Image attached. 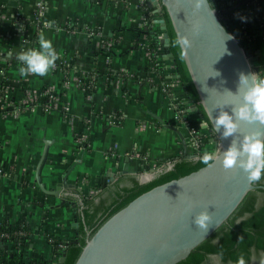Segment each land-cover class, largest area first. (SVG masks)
<instances>
[{
	"label": "crops",
	"instance_id": "1",
	"mask_svg": "<svg viewBox=\"0 0 264 264\" xmlns=\"http://www.w3.org/2000/svg\"><path fill=\"white\" fill-rule=\"evenodd\" d=\"M225 2V0H223ZM8 17L0 23V82L10 79L17 99L24 88L53 87L61 94V105L45 111L40 104L20 111L0 112V222L25 221L30 227L47 226L61 239L80 234L78 202L61 196L65 188H76L89 201L125 173H151L173 162L188 150L180 131V118L165 93L153 86L147 52L132 44L145 10L141 0H0ZM44 4L42 5V3ZM233 14L228 26L253 51V60L264 77V0H226ZM42 6V7H39ZM42 24L54 21L50 29L30 23L34 9ZM27 21V22H26ZM67 21L76 22L68 30ZM99 28L106 35L122 33L123 42L98 52L97 35L87 30ZM45 32L54 47L68 56L72 78L62 70L46 77L19 74L16 54L38 47V35ZM154 31L163 32L160 24ZM25 41V43H23ZM117 71H134L124 80L110 76L106 66ZM97 69L103 76L91 94L75 80ZM151 75V76H150ZM14 85V86H13ZM12 91V92H13ZM177 94H185L178 87ZM111 112L123 113L112 121ZM91 118L88 125L86 118ZM194 117V115H193ZM44 159L38 179L37 165ZM94 188L100 191L87 197ZM30 251L36 258L53 259V244L45 233L34 231Z\"/></svg>",
	"mask_w": 264,
	"mask_h": 264
},
{
	"label": "water",
	"instance_id": "2",
	"mask_svg": "<svg viewBox=\"0 0 264 264\" xmlns=\"http://www.w3.org/2000/svg\"><path fill=\"white\" fill-rule=\"evenodd\" d=\"M217 1L201 0L197 9L196 0H148L158 7V21L164 29L160 41L166 47L178 31L192 41L187 63L180 60L178 48H171L206 126L212 128L206 104L215 118L220 108L234 100L228 90L237 91L241 72L262 76L253 51L221 17ZM173 52L169 50L168 56L174 58ZM231 109V105L224 108L229 113ZM256 127L242 123L239 138ZM180 134L183 137L182 131ZM214 139L220 148L211 168L200 162L202 156L185 151L183 156L190 159L169 162L151 173H125L87 202L78 189L65 188L61 196L78 202L83 236L80 243L69 246L67 258V252L62 253L60 264L65 259V264H175L186 258L228 220L250 190L264 189V184L250 185L241 169L226 171L219 158L232 137L224 138L221 132ZM44 159L37 165L40 184L45 191L59 195L42 183ZM204 210L213 216L206 234L194 223Z\"/></svg>",
	"mask_w": 264,
	"mask_h": 264
},
{
	"label": "built area",
	"instance_id": "3",
	"mask_svg": "<svg viewBox=\"0 0 264 264\" xmlns=\"http://www.w3.org/2000/svg\"><path fill=\"white\" fill-rule=\"evenodd\" d=\"M43 4L44 2L42 3V5ZM141 4L144 7L145 15L143 16V18H141L139 26H145L154 30L155 25L160 24L158 19L161 17V15L157 10L158 7L157 5H149L148 0H141ZM216 7L221 17L224 18L225 21L227 20L228 16L233 14L232 10L228 9V5L223 0H218ZM41 9L42 8H38L36 10L34 9L33 15L29 17L28 21L30 23L32 22L33 24L38 22V31H40V28L43 27L41 17L38 14V12L40 11L43 12V10ZM7 17L8 15L3 12L2 4L0 2V23H2ZM55 25L57 26V24ZM66 27L68 28V30L77 29L76 22L74 21H67ZM163 32L157 34L159 39L163 36ZM87 34L89 36L97 35L98 47H106L105 50H107L109 47H112L113 45H117L123 42L124 40V36L122 35V33H113L111 35H106L99 28L88 29ZM131 43L145 50L149 55L147 69L152 75L150 79L153 80L154 87L160 88L165 93V96L168 97L171 102V106L179 114V118L181 121L180 126L184 127L185 129L183 138L185 140L187 148L190 147L189 154H194V157L202 156L205 152L213 153L216 155L219 151L220 144L217 140L214 139L216 133L213 131L212 127H201V121L204 119L201 118V116L197 113V109H194V106L197 105V102L186 93L177 94L176 92V89L178 87L184 88V86L181 81L180 74L176 69L174 58L168 56V51L165 49L166 46L161 41L157 42L155 39L149 37L146 33H142L139 36L136 34L133 37ZM60 55L61 59L56 62L57 66L55 70H62L65 80L69 81V79L72 78L73 75L72 67L68 65L69 59L67 54L61 53ZM106 72L110 73V76L112 77L118 76L124 80L137 76L136 72L131 70L117 71L112 68L111 64L106 66ZM102 73L103 72L98 70L97 72L90 73L87 76L82 74L75 75L74 78L80 84V86L88 91V94H91L90 91L97 88L100 79L103 76L107 77ZM12 91L13 88L10 79L4 76L3 81L0 82V109H3L0 110L1 113H8L15 110L20 111L36 104H40L45 111H48L57 105H61L65 109L67 107V104H63L61 102V94L51 86L40 89L25 87V95L22 98L18 99V105H16L15 101L9 95H7L11 94ZM3 93H6V95H4ZM108 116L112 121H120L124 115L120 112H111L108 114ZM86 122H88L89 125L91 123V118L87 117ZM186 151L188 153V150ZM165 164L160 165L158 169ZM3 172L4 169L0 166V174H2ZM99 191L100 188H94L89 193H87L86 196L93 197ZM33 229L34 231L45 233L47 239L53 244V259L50 263L60 264L62 249L67 244L68 240L59 238V236L53 233L47 226H37L35 228L30 227L29 229H25L24 227L18 229L11 227L8 230L1 231L0 236L10 237L12 235H28L30 238L33 233Z\"/></svg>",
	"mask_w": 264,
	"mask_h": 264
},
{
	"label": "clouds",
	"instance_id": "4",
	"mask_svg": "<svg viewBox=\"0 0 264 264\" xmlns=\"http://www.w3.org/2000/svg\"><path fill=\"white\" fill-rule=\"evenodd\" d=\"M201 0H196V8L199 9ZM55 26L54 21H44L43 28L50 29ZM25 43V41L23 42ZM171 47L180 50L179 58L188 62V49L192 47V41L188 36L179 31L175 39L169 42ZM38 47L22 49L16 54L19 62V74L27 78L30 75L46 77L56 69V62L61 59L60 53L54 47L52 40L48 39L42 30L38 35ZM217 76L220 73L216 72ZM234 100L228 105L232 106L231 113L220 108L219 115L215 118L208 109V118L212 122L213 131L221 133L224 138L232 137V142L226 151H223L222 165L226 171L241 169L250 185L264 182V77L259 73L239 74L238 88L235 93L228 90ZM256 125L257 127L242 134L241 124ZM207 125V121H201V127ZM218 158L213 153L205 152L200 162L208 168L214 167ZM195 225L204 234L213 225V216L207 210L199 212L194 220ZM236 264H246L241 255ZM264 264V260L261 261Z\"/></svg>",
	"mask_w": 264,
	"mask_h": 264
},
{
	"label": "trees",
	"instance_id": "5",
	"mask_svg": "<svg viewBox=\"0 0 264 264\" xmlns=\"http://www.w3.org/2000/svg\"><path fill=\"white\" fill-rule=\"evenodd\" d=\"M163 16L165 17L164 12ZM132 28L135 29L138 36L142 33H146L149 37L155 39L157 42H160L156 31L139 25H133ZM167 30L169 32L168 25ZM105 49L106 47L98 48L97 51L100 52ZM165 49L173 52L170 45L165 47ZM174 61L186 94L193 98L181 75L179 63L175 54ZM97 71V69L93 70V72ZM47 87H49V85L43 86V88ZM23 88L25 89V86H23ZM3 94L6 95V93ZM7 95H9L15 101L16 105H18V99L14 91ZM197 113L201 116V118L206 119L199 105ZM182 158L190 159L184 156H180L178 159ZM258 184H264V182ZM11 227L17 229L24 227L25 229H29L30 225L25 221L21 223L3 221L0 223V233L1 231L8 230ZM79 233L80 234H78V236L70 238L62 249V253L64 251L67 252L66 258L69 246L71 244L80 243V237L83 236V232ZM30 243L31 240L28 235H12L10 237L0 236V264H51L50 259H39L34 257L29 249ZM254 251L264 252V189L261 187L250 190L227 221L221 224L212 235L197 245L186 258L175 264H205L206 258L211 254H218L223 260H229L236 264L241 255L244 256L245 261L247 262L251 258ZM65 263L66 259L64 261V264Z\"/></svg>",
	"mask_w": 264,
	"mask_h": 264
},
{
	"label": "rangeland",
	"instance_id": "6",
	"mask_svg": "<svg viewBox=\"0 0 264 264\" xmlns=\"http://www.w3.org/2000/svg\"><path fill=\"white\" fill-rule=\"evenodd\" d=\"M264 260V252L263 251H254L251 255V258L246 262V264H261V261ZM205 264H235L229 260H223L218 254L209 255Z\"/></svg>",
	"mask_w": 264,
	"mask_h": 264
}]
</instances>
